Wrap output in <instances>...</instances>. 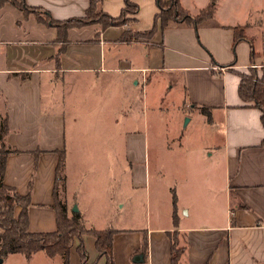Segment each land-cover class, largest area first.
I'll return each mask as SVG.
<instances>
[{
	"label": "crops",
	"instance_id": "crops-1",
	"mask_svg": "<svg viewBox=\"0 0 264 264\" xmlns=\"http://www.w3.org/2000/svg\"><path fill=\"white\" fill-rule=\"evenodd\" d=\"M23 1L63 22L85 17L90 0ZM130 1L138 7L135 20L106 29L98 23L71 26L60 40L58 29L40 22L37 14L2 0L0 25L7 15L9 20L2 27L5 32L0 30V121L6 119L2 144L10 150L2 183L30 197V232L55 231V198L69 216L79 213L85 227L115 230L114 264H134L137 256L142 258L137 264H170L171 235L181 249L178 264H264V128L259 110L238 97L235 73L247 72L250 50L255 54L252 66H264V4L239 0L236 20L220 0H204L195 11L179 0L192 16L213 1V16L196 26L170 22L155 32L154 46H149L143 40H120L125 31L150 30L159 11L156 0ZM123 6L124 0H101L99 10L117 17ZM240 28L244 38L234 44ZM153 47L163 48L161 58ZM157 72L172 82L170 88L182 85L178 107L188 109L189 121L200 118L208 134L219 130L203 146L213 150L209 155L216 160L204 162L203 177L193 167L182 169L175 157L168 175L172 181L163 193L157 187L166 178L160 155L171 144L166 136L161 142L152 135L149 139L145 121L147 112L158 110L148 105L146 93L151 74ZM172 75L179 79L171 80ZM204 107L210 118L201 113ZM62 152L64 168L57 184ZM150 161L157 165L151 177ZM219 167L216 187L214 171ZM193 179L199 181L194 184ZM137 187L146 194V218L131 224L123 212L138 207L130 194ZM217 190L222 194H215ZM19 210L14 208L15 216ZM143 238L145 253L139 250ZM72 242L69 264H81L76 252L80 242L89 262L105 263L104 257L97 259L91 235ZM0 259V264L61 261L43 251Z\"/></svg>",
	"mask_w": 264,
	"mask_h": 264
},
{
	"label": "trees",
	"instance_id": "trees-1",
	"mask_svg": "<svg viewBox=\"0 0 264 264\" xmlns=\"http://www.w3.org/2000/svg\"><path fill=\"white\" fill-rule=\"evenodd\" d=\"M2 0H0L1 4ZM12 4L19 7L23 12L37 14V19L45 25H51L58 29L59 39L63 40L65 32L71 26H84L98 23L102 29L109 26H121L126 22L135 20L138 13V7L130 0H124V6L121 13L117 17L108 16L99 10L101 0H90L86 9L85 17L70 18L63 22L52 20L43 10L39 8H28L23 0H11ZM158 13L155 15L153 27L144 32L125 31L121 36V41H140V37L148 36L151 38L155 32L163 31L170 22L180 24L198 25L201 21L210 19L214 12L213 1L209 2L198 15L192 16L190 13L180 6L179 0H156ZM241 28L235 30L234 44L243 39ZM250 65L246 73L236 71L239 81L237 94L246 106H251L259 110L261 113L260 121L264 128V66L257 68L254 64L255 54L250 50ZM201 113L210 118L207 108H201ZM0 126V257L10 253H21L24 256L38 251H43L47 256L54 257L56 255L61 259L60 264H69V251L73 244L74 238H80L82 235H91L95 241L97 251V259L105 258L104 264H114L112 256V237L116 234L113 229H103L101 231L87 228L83 225L79 213L68 215L65 204L61 200L55 198L53 209L56 212V229L54 232L33 233L27 228L26 208L30 205V197L26 194L23 196L15 193L14 189L7 187L2 183L4 174V164L7 154L10 150L4 149L2 141L7 130V122L5 118L1 119ZM264 143V140L262 141ZM63 152L59 154V160L56 169L57 184L62 180V170L64 168ZM56 184V185H57ZM20 207L15 216L14 208ZM170 264H178L181 255V249L177 248V242L174 235L170 236ZM147 241L143 238L141 248L145 253ZM77 255L81 264H95L88 262L87 251L82 242L76 247ZM137 264V263H134Z\"/></svg>",
	"mask_w": 264,
	"mask_h": 264
},
{
	"label": "rangeland",
	"instance_id": "rangeland-1",
	"mask_svg": "<svg viewBox=\"0 0 264 264\" xmlns=\"http://www.w3.org/2000/svg\"><path fill=\"white\" fill-rule=\"evenodd\" d=\"M238 2L239 0H220V6L229 8L230 10L228 9V14L230 18L232 17L233 19L237 20L240 19V9L239 6H237ZM203 3H205L204 0H183V4H186L191 11H195L196 7L202 5ZM254 3H258L261 5L264 4V0H253L252 4ZM8 16L9 15H7V17L3 19L2 25H0V30H2L3 32H5V30L2 27L9 20ZM34 32L36 31L34 30ZM39 35H41V32H39ZM46 36L49 37L48 35ZM139 40L147 42V45L149 46H154V42H152L151 38H149L148 36L140 37ZM154 50L155 53L157 52L161 58L163 48L161 49L156 47ZM163 75H165V77L168 76L167 74ZM169 77L171 80L173 78L176 80L179 79L176 75H172ZM150 79L151 83L149 82L150 84L146 88L148 105H157L158 110L154 113L150 111L147 112L146 117L144 115L149 132L148 136L149 139L151 138V135L153 137H158V142H161L162 138H165L166 136L168 138L167 140L170 141L171 144V148L168 151L166 149H161L160 155V162H162L161 166L163 169L161 172L165 175L166 178L157 187L160 193H163L170 187L172 179L171 177L169 178L168 175H170V168L173 167V162H175V159L173 158L175 157H178L176 159V162H178L177 165L182 166V169L186 168L188 170H191V167H193V172H199V174L197 175L198 178L201 179V177H203L202 175L204 174V170L207 167V165H205L204 167V162H216L213 157L214 155H209V153H212L213 150H208L206 148L204 149L203 146L205 145V143L208 144L209 142H212L214 140L215 134H217L216 136L218 137L219 130L214 132L215 134H208V129L204 128L205 123L200 118H192L189 121L190 115H187L189 112L188 109L181 108V106L178 107L183 98L182 95L184 91L182 89V85L175 84L172 88H170L172 82L166 83L165 81H163L158 72L151 74ZM143 120L144 118L141 115L140 121ZM149 153L151 157V151H149ZM218 166H221L220 163H218ZM148 167L151 177L153 176V170L154 168H157V165H153V162L150 161ZM197 176H195V179ZM199 179L197 180L199 181ZM219 179L221 181L220 167L218 169H215L214 171L213 180L216 187L220 185ZM198 181H195L193 179L194 184ZM200 185H202V183ZM152 188L153 185L150 186V189ZM140 189L142 188H134L135 193H130L133 197L136 198V201H138V207H136L135 209L132 208L130 212H126V210L123 212L125 213V215H127V213L129 214L130 219H132L133 221L131 224H139L141 221L144 222L146 218V209L142 205L145 200L146 194L141 193L142 190ZM219 193V190L215 192V194L217 195H219ZM220 194H222V192ZM112 196L115 198L117 196H120V194H115ZM212 197L214 198L213 193Z\"/></svg>",
	"mask_w": 264,
	"mask_h": 264
},
{
	"label": "water",
	"instance_id": "water-1",
	"mask_svg": "<svg viewBox=\"0 0 264 264\" xmlns=\"http://www.w3.org/2000/svg\"><path fill=\"white\" fill-rule=\"evenodd\" d=\"M72 211H76V208L75 207H73L72 208ZM77 212V211H76ZM1 259H0V263H1ZM133 261H134V263H140L141 261H142V258L140 257V256H137V257H135L134 259H133Z\"/></svg>",
	"mask_w": 264,
	"mask_h": 264
}]
</instances>
